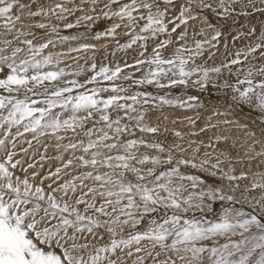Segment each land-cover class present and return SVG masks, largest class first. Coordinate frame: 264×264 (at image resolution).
Masks as SVG:
<instances>
[{
	"label": "snow or ice",
	"instance_id": "obj_1",
	"mask_svg": "<svg viewBox=\"0 0 264 264\" xmlns=\"http://www.w3.org/2000/svg\"><path fill=\"white\" fill-rule=\"evenodd\" d=\"M256 14L0 0V264H264V19L208 62L220 21ZM189 89L219 94L202 122Z\"/></svg>",
	"mask_w": 264,
	"mask_h": 264
},
{
	"label": "bare ground",
	"instance_id": "obj_2",
	"mask_svg": "<svg viewBox=\"0 0 264 264\" xmlns=\"http://www.w3.org/2000/svg\"><path fill=\"white\" fill-rule=\"evenodd\" d=\"M261 19H264V17H260L258 14L255 15V17H249L248 19H245L244 17H238L237 18V22L236 23H228V20L227 21H220V24L222 25V28L221 30L224 32V30L226 28H224L225 26L227 27H231V26H234L235 28H230V32H229V36L226 37L225 39L222 40L221 38V41H220V52L217 53V55L213 58V60H211V63L212 64L213 62H216V63H219L222 59H223V55L222 53L224 52V44L225 42H227V44L229 45V48H232L233 47V41H232V37L237 35L238 32H245L247 31V25H248V22L249 20H251V22L253 24H258L259 20ZM216 21L214 20L213 23H215ZM224 25V26H223ZM242 25H244V27H242ZM238 27V28H237ZM75 31V29H72ZM96 30H100V26H97ZM229 30V29H228ZM69 31V30H68ZM74 31H71L74 32ZM94 43L97 44V46L99 47L101 44H104V43H109L111 44V41H106V40H100V41H93ZM247 43V38H244L242 37L241 39H239L238 41L235 42V46L236 47H242L244 46L245 44ZM102 52V51H101ZM101 52L98 53V55L100 54V57H102L103 55L101 54ZM103 53V52H102ZM124 54L120 53L118 54V57H122ZM136 56V53L132 52L130 53L129 57H128V60L129 62H131V59L132 57ZM112 57L109 56V59H111ZM121 63H123V61L121 60L120 61ZM209 62V61H208ZM84 63V62H82ZM151 87L148 89L150 91ZM156 91V89H154ZM153 90V91H154ZM180 88H175V89H172V93L174 92H177L179 91L180 92ZM152 91V90H151ZM189 94H197V95H201L200 93H197L195 89H189L188 90ZM181 93V92H180ZM175 95V94H174ZM177 95V94H176ZM219 94L218 93H212V94H209V93H203L201 95V98L202 100L205 102V103H208L209 104V107L206 108V109H202L200 110L202 112V119H201V122L203 121V119H206L211 111H212V108H211V104L215 102L217 96ZM166 111H168L169 113H171L170 115V119H169V122H168V126L171 127V119L175 118V117H182L184 115H193L192 112H185L183 110H175V111H178V112H174L173 110L171 109H167ZM247 111V110H245ZM244 114L242 113L241 116H243ZM157 117H158V113H152L151 114V117L149 118L150 121L152 123H155L157 121ZM213 119H222V117H213ZM200 126V124L198 123V127ZM177 127H179V125H177ZM186 130V129H184ZM169 136V139H171V135L170 133L169 134H166ZM207 135H212V133H208Z\"/></svg>",
	"mask_w": 264,
	"mask_h": 264
},
{
	"label": "rangeland",
	"instance_id": "obj_3",
	"mask_svg": "<svg viewBox=\"0 0 264 264\" xmlns=\"http://www.w3.org/2000/svg\"><path fill=\"white\" fill-rule=\"evenodd\" d=\"M228 23H232V21L231 20H228ZM224 26V25H223ZM224 28H226L225 30H224V37H222V40L223 39H225L226 37H228L229 36V32H230V28H235L234 26H231V27H227V26H225ZM238 28V27H237ZM229 29V30H228ZM71 31H74V30H69L68 31V33H71ZM67 34V33H66ZM98 53L99 52H97V59L99 60V59H101L102 57H100V54L98 55ZM101 54L103 55V53L101 52ZM118 54H120V53H118ZM122 54V53H121ZM73 55H75V54H73ZM82 62H84L83 60H81L80 61V63H82ZM69 63H71V61H69ZM211 63V60H209V64ZM152 90V92H155V90H154V88H151L150 89V91ZM154 90V91H153ZM180 92H181V90H180ZM180 92L179 91H177V92H174L173 94H177V95H179L180 94ZM175 113L176 112H178V111H174ZM151 117V116H150ZM171 138V137H170Z\"/></svg>",
	"mask_w": 264,
	"mask_h": 264
}]
</instances>
